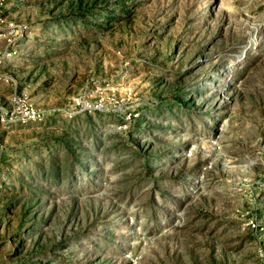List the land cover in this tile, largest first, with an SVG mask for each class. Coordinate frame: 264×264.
<instances>
[{"label": "rangeland", "instance_id": "rangeland-1", "mask_svg": "<svg viewBox=\"0 0 264 264\" xmlns=\"http://www.w3.org/2000/svg\"><path fill=\"white\" fill-rule=\"evenodd\" d=\"M0 264H264V0H0Z\"/></svg>", "mask_w": 264, "mask_h": 264}]
</instances>
